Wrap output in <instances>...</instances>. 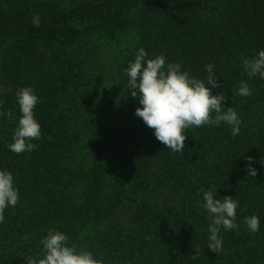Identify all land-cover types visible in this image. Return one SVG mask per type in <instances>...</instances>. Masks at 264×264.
I'll list each match as a JSON object with an SVG mask.
<instances>
[{
  "label": "trees",
  "instance_id": "16d2710c",
  "mask_svg": "<svg viewBox=\"0 0 264 264\" xmlns=\"http://www.w3.org/2000/svg\"><path fill=\"white\" fill-rule=\"evenodd\" d=\"M140 48L200 79L213 64L212 94L238 112L239 135L223 123L190 127L177 153L157 141L128 89L125 69ZM259 49L264 0H0V112L13 113L0 116V169L20 194L0 223V264L42 255L50 229L102 264H264V80L242 63ZM241 81L251 96L237 95ZM29 86L42 135L36 150L16 154L7 147L15 94ZM208 186L239 201L238 228L221 231L217 254L200 206ZM252 215L255 234L244 223Z\"/></svg>",
  "mask_w": 264,
  "mask_h": 264
},
{
  "label": "clouds",
  "instance_id": "9594fccd",
  "mask_svg": "<svg viewBox=\"0 0 264 264\" xmlns=\"http://www.w3.org/2000/svg\"><path fill=\"white\" fill-rule=\"evenodd\" d=\"M31 23L40 27V17L34 14ZM163 54L148 58V53L138 49L134 61L125 69L128 77L130 95L138 100L135 116L153 130L157 141L173 153L184 151L185 130L190 127H218L222 123L230 129V135H239L242 123L238 112L232 107H224L226 97L223 92L213 95L212 89L218 87L213 64L204 66L205 79L194 77L179 62H166ZM243 69L249 78L264 80V49H259L251 58L243 60ZM237 95L248 97L252 89L246 81H241ZM20 113L13 130L10 151L21 154L36 150L34 140L41 138V127L35 119L34 109L39 97L32 87H21L15 94ZM3 101L0 100V107ZM0 116L13 118L11 110L0 112ZM252 158L245 165L249 176L255 177L257 170L252 167ZM264 163V162H262ZM203 203L200 205L208 218L207 247L215 254L223 249L221 231L238 228L237 208L239 201L231 196L218 198L217 189L208 186L200 189ZM20 200L19 189L15 185L14 174L6 168L0 169V223L4 222L5 210L14 208ZM244 223L255 234L260 231V218L256 215L245 217ZM42 255L28 257L26 264H102L89 250H78L70 243V237L57 230H49L40 241Z\"/></svg>",
  "mask_w": 264,
  "mask_h": 264
},
{
  "label": "rangeland",
  "instance_id": "374dc122",
  "mask_svg": "<svg viewBox=\"0 0 264 264\" xmlns=\"http://www.w3.org/2000/svg\"><path fill=\"white\" fill-rule=\"evenodd\" d=\"M56 2H58L59 4L63 5V6H73L74 4H76V2L78 0H54ZM78 195L77 193H75V198H77Z\"/></svg>",
  "mask_w": 264,
  "mask_h": 264
}]
</instances>
